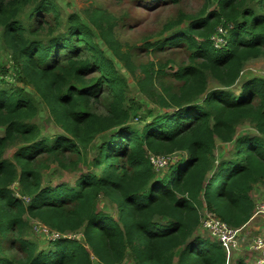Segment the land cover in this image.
Returning a JSON list of instances; mask_svg holds the SVG:
<instances>
[{"label":"trees","instance_id":"16d2710c","mask_svg":"<svg viewBox=\"0 0 264 264\" xmlns=\"http://www.w3.org/2000/svg\"><path fill=\"white\" fill-rule=\"evenodd\" d=\"M87 20L72 14L64 28L50 0H0L1 37L11 51V67L0 65V73L17 79L14 87L0 86V264H228L222 246L197 232L203 211L245 227L255 213L252 192L264 186V79L230 91L246 63L264 57V0H217L208 15L168 22L169 38L144 42L147 50L187 51L170 73L176 90L156 82L175 60L137 67L123 49L116 37L121 17L95 9ZM184 22L187 28L175 29ZM222 27L227 44L217 48L213 37ZM121 69L141 71L137 86L157 115H140L143 104L130 96ZM210 79L220 88L210 89ZM105 94L110 100L100 113ZM41 106L61 133L42 137ZM244 122L257 134L239 136ZM217 141L234 146L230 158L218 160ZM175 153L187 156L159 175L149 155ZM48 162L87 170L75 184L45 185ZM103 196L116 204V217L98 210ZM30 220L63 235L83 231V240L62 237L39 249L27 237ZM5 242L18 257L5 252Z\"/></svg>","mask_w":264,"mask_h":264},{"label":"rangeland","instance_id":"374dc122","mask_svg":"<svg viewBox=\"0 0 264 264\" xmlns=\"http://www.w3.org/2000/svg\"><path fill=\"white\" fill-rule=\"evenodd\" d=\"M59 9V12L64 21L63 27H67V19L72 14H77L82 17L87 23L89 20L87 18L92 15L95 9H101L104 12H108L116 17H121V21L117 25L116 37L120 40L123 45V49H129L131 51V58L134 63L139 67L141 64H145L148 61L158 62L160 64H165L168 59L175 60L171 66L166 69V76L158 77L157 83H164L166 85L172 86L175 90L180 86V83L175 81L170 73L177 71L179 65L182 64L183 59L187 56V51L185 49L176 50V47L172 46L163 51L147 50L144 48V42L149 40L153 43L158 41L160 38H169L172 35L171 32H165L164 26L170 22L175 21L179 18L181 14L199 15L205 10L208 13L217 7V0H211V8L206 7V0H179L178 3L165 2L163 0H50ZM33 6L24 9L23 17L27 19L28 15L32 11ZM190 22H184L177 29H185L189 26ZM175 31V30H173ZM227 35V33H226ZM103 46V45H102ZM105 48V47H104ZM106 49V48H105ZM79 52H83L80 48ZM109 53V51L107 50ZM11 51H9L1 37L0 29V65H5L7 68L11 67L9 60L11 59ZM123 73L126 74L130 85V96L135 98L143 104V110L140 115L145 116L148 111H152L154 115H157L160 111L156 104L152 103L148 97H146L138 88L136 83V77L140 75L141 71L138 69L136 75H131L126 72V69H121ZM0 73V86L5 88L14 87L17 85V79L13 73L7 75H1ZM4 78L6 81H2ZM253 78L264 79V57L258 59H252L248 61L245 65L244 71L242 73L241 79L230 91L238 94L241 91V87L246 81ZM210 89H218L220 85L214 80L210 79ZM156 85L157 91H161L160 85ZM27 88V87H26ZM31 88V86L29 87ZM101 102L97 105L96 109L100 113H105L107 103L110 98L105 94ZM160 112V113H164ZM140 117V116H139ZM138 118L134 119V124L141 128L142 120ZM36 123L41 127L42 137L54 136L61 133V130L53 123L47 109L41 106L40 113L36 119ZM239 136L243 135H256V130L254 126L249 122H244L238 129ZM14 149H10L7 152V158L11 159L14 154ZM234 152V146L232 144L226 145L217 141V148L215 150L216 156L219 161L226 160L232 156ZM94 155V152L90 153V157ZM178 159L186 158V154L178 153ZM68 160L72 159L68 157ZM49 168L42 169V178L45 185L52 184L57 186L60 183L75 184L76 180L80 177L81 171H86L85 165H80V170L68 171L61 169L56 163L48 162ZM172 165V164H171ZM170 165V166H171ZM169 167L160 169L156 171L159 175H164L169 172ZM16 192L19 191L17 186L15 187ZM253 199L257 204L264 199V186L257 185L252 192ZM98 210L110 213L116 217L117 206L106 197H101L98 202ZM205 214L207 211H203ZM253 215L251 221L241 229L236 237V244L234 248L231 249V254L229 258V264H232L233 259L243 258L244 260L250 259V264H262L264 262V256L261 251H257L255 240L259 238L264 239V215L256 213ZM37 220H30V228L27 230V237L34 242L39 249H46L49 246L50 239L45 233L37 231L35 226ZM199 235L211 241H216L211 234L202 232V228L198 229ZM83 231L77 233L74 239L83 240ZM217 242V241H216ZM3 249L6 253L11 255V257L16 258L19 253L16 249L10 248L9 243L5 242L3 244ZM226 251V250H225ZM227 254V252H226ZM259 256V257H258ZM228 257V254H227ZM248 259V260H249ZM128 264H133L132 259L127 260ZM175 264H177L175 262ZM264 264V263H263Z\"/></svg>","mask_w":264,"mask_h":264},{"label":"built area","instance_id":"2783aa9c","mask_svg":"<svg viewBox=\"0 0 264 264\" xmlns=\"http://www.w3.org/2000/svg\"><path fill=\"white\" fill-rule=\"evenodd\" d=\"M226 30L222 27L218 29L217 35L213 37L214 46L217 48L225 47L227 44L224 36L226 35ZM178 153L173 155L165 156V155H149V160L155 169L158 171L160 169H164L169 167L171 164L176 163L178 159ZM256 213L264 215V199L258 202L255 206ZM204 213V212H203ZM37 231H41L47 235L50 241H55L60 238H72L74 239L77 234H67L63 235L59 232H55L43 225L42 223L37 221L35 226ZM201 228L204 232H207L212 235V237L222 246L225 252L228 254V264L229 258L231 254V249L234 248L236 244V237L242 228L236 229L231 227L230 225L224 223L221 219H219L216 215L210 212H206L202 215ZM257 251H261L264 256V239L259 238V240H255ZM262 264L264 262H261Z\"/></svg>","mask_w":264,"mask_h":264},{"label":"crops","instance_id":"0c3cea01","mask_svg":"<svg viewBox=\"0 0 264 264\" xmlns=\"http://www.w3.org/2000/svg\"><path fill=\"white\" fill-rule=\"evenodd\" d=\"M248 259L244 260L243 258H240V259L239 258H235V259H233L234 261H232V264H237V262L240 261V260L245 262L246 264H250V259L249 260Z\"/></svg>","mask_w":264,"mask_h":264}]
</instances>
